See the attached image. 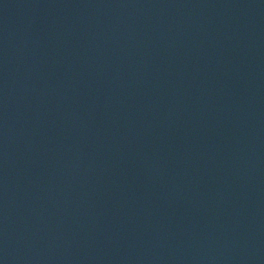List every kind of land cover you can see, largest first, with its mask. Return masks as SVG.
I'll return each mask as SVG.
<instances>
[{"label": "water", "instance_id": "obj_1", "mask_svg": "<svg viewBox=\"0 0 264 264\" xmlns=\"http://www.w3.org/2000/svg\"><path fill=\"white\" fill-rule=\"evenodd\" d=\"M0 264H264V0H0Z\"/></svg>", "mask_w": 264, "mask_h": 264}]
</instances>
